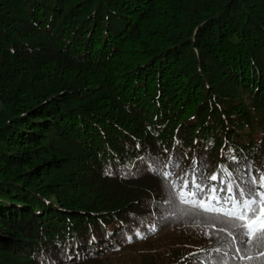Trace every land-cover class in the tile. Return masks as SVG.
<instances>
[{"label": "trees", "instance_id": "1", "mask_svg": "<svg viewBox=\"0 0 264 264\" xmlns=\"http://www.w3.org/2000/svg\"><path fill=\"white\" fill-rule=\"evenodd\" d=\"M261 174L264 0H0V264H261L174 195Z\"/></svg>", "mask_w": 264, "mask_h": 264}, {"label": "snow or ice", "instance_id": "2", "mask_svg": "<svg viewBox=\"0 0 264 264\" xmlns=\"http://www.w3.org/2000/svg\"><path fill=\"white\" fill-rule=\"evenodd\" d=\"M211 180L216 181L217 177L213 175ZM172 187L174 188L175 185L173 184ZM183 187L188 191L174 195L180 205H189L181 209L185 215L209 214L207 219L212 221L219 220L222 216L227 217V220L221 222L229 224L233 230H236L240 243L247 245V248L239 250L246 254L242 258L249 261L264 258V174H261L258 179L252 177L245 186L237 185L235 193L230 183L226 188H212L209 193H205L195 180L192 181L191 186L183 185ZM193 188L195 191L192 190ZM218 192H226L227 195L220 196ZM169 203L171 204L172 200H169ZM223 204H228L230 207L225 209ZM151 231L154 233L156 228L153 227ZM137 235L140 234L137 233ZM140 238L146 237L140 236ZM130 240L131 237H129ZM249 252L258 253V255L248 254ZM261 264H264V260H261Z\"/></svg>", "mask_w": 264, "mask_h": 264}]
</instances>
